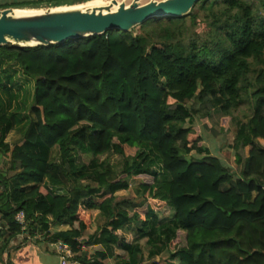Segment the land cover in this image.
I'll list each match as a JSON object with an SVG mask.
<instances>
[{"label":"trees","instance_id":"1","mask_svg":"<svg viewBox=\"0 0 264 264\" xmlns=\"http://www.w3.org/2000/svg\"><path fill=\"white\" fill-rule=\"evenodd\" d=\"M135 30L0 48V163L15 173L0 171V264L26 234L64 242L84 264H160L165 253V264H264V0H201ZM20 73L34 83L30 104ZM216 113L222 133L237 128L239 174L207 155L195 126L216 135ZM139 179L136 199H119ZM56 224L69 230L52 234Z\"/></svg>","mask_w":264,"mask_h":264},{"label":"water","instance_id":"2","mask_svg":"<svg viewBox=\"0 0 264 264\" xmlns=\"http://www.w3.org/2000/svg\"><path fill=\"white\" fill-rule=\"evenodd\" d=\"M134 0L132 4L111 0L109 5L90 3L86 7L64 5L40 14L16 17L18 8L0 10V48H35L87 40L109 31L130 33L150 20L183 18L191 14L201 0ZM23 8V7H21Z\"/></svg>","mask_w":264,"mask_h":264},{"label":"rangeland","instance_id":"3","mask_svg":"<svg viewBox=\"0 0 264 264\" xmlns=\"http://www.w3.org/2000/svg\"><path fill=\"white\" fill-rule=\"evenodd\" d=\"M38 0H0V4H15V2L20 3V2H33L31 5H28L26 7L23 8H18L16 11L18 13H24V14H40V13H45L49 10H53L55 9L51 4L48 3H37ZM101 2L99 3V0H69L68 4H65L64 9L67 8H71V7H86L88 5H90V3L93 4H97V5H108L110 4L109 2L111 0H100ZM118 2H125L126 5H130L133 3L134 0H117ZM150 0H143L141 4H145L148 3ZM97 2V3H96ZM0 10H4L3 8H1ZM199 30H201V26L198 27ZM139 33L138 28L137 30H135V34ZM5 69V68H4ZM2 73V72H1ZM5 75H2V77L4 78ZM1 79V78H0ZM15 81L18 82V84L21 86L20 91L15 90L16 92L18 91L20 93V98L23 97V99L25 98V95L28 96V102H26L27 104L31 103V99H32V95H33V90H34V83L27 80L26 77H24L21 73L19 76L16 77ZM17 92V93H18ZM5 100V99H4ZM212 123H214L215 125H217L218 129L221 126V116L220 114L216 113L212 116ZM27 124V122H23L22 124L18 125L14 131H12L7 138V143H9L11 145V147H15L17 145H21L23 143V128L24 126ZM195 126L200 127L201 128V134L204 138V145L208 150L207 155H210L212 153L215 152V150L221 153L222 151V155H224V151L226 150V146L228 145V142L233 143L232 140H228L226 139V135L224 133H221L220 131L215 135L210 134V132L206 131L203 126L201 125L200 121L197 119L195 121ZM233 136V135H232ZM231 135L227 136L229 138H232ZM228 149V148H227ZM206 154H204L205 156ZM211 156V155H210ZM83 160L88 163L91 160L90 156H84ZM108 160H110V162L112 164H115L116 166L120 165V161L119 158H117L115 155H109ZM4 169V165L0 163V171H2ZM144 180L139 179V180H132L131 181V186L132 189L129 192H122L118 194L119 199H136V189L140 184H143ZM58 193V192H57ZM59 194V193H58ZM160 215L165 217V218H169L172 215V212L169 208L164 207L162 209V211L160 212ZM135 233V232H134ZM35 239V238H34ZM44 239V238H41ZM37 240V238H36ZM40 240V238H38V241ZM142 245L144 247V258L147 259V257L149 256V249L150 247L146 245V240L142 241ZM92 251V250H91ZM93 253V252H92ZM48 257H55L54 254H49ZM167 258V253L163 254L160 257H157L155 259L156 262L160 263V264H165V259ZM52 260V259H49Z\"/></svg>","mask_w":264,"mask_h":264},{"label":"crops","instance_id":"4","mask_svg":"<svg viewBox=\"0 0 264 264\" xmlns=\"http://www.w3.org/2000/svg\"><path fill=\"white\" fill-rule=\"evenodd\" d=\"M212 124L214 125L216 132L219 131L221 132V126L218 129L217 125H215L214 123ZM236 130L237 128L235 127V125L231 126V128L226 133H224L226 135L225 136L226 139H228L229 141L230 140L234 141L236 136ZM229 135L231 136L233 135L232 138L227 137ZM260 143L264 145L263 140H260ZM232 144L233 143L228 142V145L226 146V150L224 151V155H222V151L221 153L220 152L217 153L216 150L214 153L210 155L220 158L228 167L233 169L235 174H239L240 171L242 170V167L237 165L236 154L233 150L229 148L230 145ZM250 150H251L250 147H246L244 150L241 151V157L244 160L249 157ZM2 171H5L10 176H13L15 174L14 172H9L7 166L4 167ZM68 230H69L68 226L59 225V224H56L50 228L52 234L61 231H68ZM27 236L28 234L21 235L20 237H18V239L12 242L10 250L7 252L4 258L6 262L10 259L12 264H59V257L54 248V244H55L54 242L46 241L45 239H41L38 236H36L35 239L33 237L28 239ZM38 238H40L39 241ZM101 250H103L102 247L96 246L91 251V253ZM49 254H54L55 257L52 258L48 257Z\"/></svg>","mask_w":264,"mask_h":264},{"label":"built area","instance_id":"5","mask_svg":"<svg viewBox=\"0 0 264 264\" xmlns=\"http://www.w3.org/2000/svg\"><path fill=\"white\" fill-rule=\"evenodd\" d=\"M16 221L19 224L23 225L25 228L26 217H25V214L23 212L19 213L16 216ZM27 238L29 239L30 237L27 236ZM54 248H55L56 253L59 257V264H84V263L74 259V254H73L71 248L67 244H65L64 242L55 243Z\"/></svg>","mask_w":264,"mask_h":264},{"label":"bare ground","instance_id":"6","mask_svg":"<svg viewBox=\"0 0 264 264\" xmlns=\"http://www.w3.org/2000/svg\"><path fill=\"white\" fill-rule=\"evenodd\" d=\"M101 1L99 0V3H100ZM97 3V2H96ZM98 4V3H97ZM96 4V5H97ZM109 5V4H108ZM14 14H15V16L18 18V17H20V16H22L23 14H21V13H18V12H14Z\"/></svg>","mask_w":264,"mask_h":264}]
</instances>
